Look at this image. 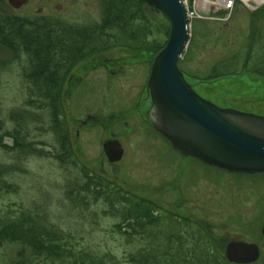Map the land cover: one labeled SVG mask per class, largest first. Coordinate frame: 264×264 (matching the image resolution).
Wrapping results in <instances>:
<instances>
[{"label": "rangeland", "instance_id": "obj_1", "mask_svg": "<svg viewBox=\"0 0 264 264\" xmlns=\"http://www.w3.org/2000/svg\"><path fill=\"white\" fill-rule=\"evenodd\" d=\"M3 1L7 4L8 0ZM104 2L105 0H28L17 10L9 9L5 4L1 8L19 16H53L84 25L101 20ZM242 5L238 4L232 12L212 9L204 18L195 17L191 21L189 43L179 60V68L185 72L182 71L197 93L220 107L264 115V78L240 70L230 77L208 80L216 64L229 61L236 55L243 64L248 58L256 34H261L264 39V3L255 5V9ZM160 18L163 17L160 15ZM196 21L201 23L198 29ZM159 39L164 41V34H160ZM1 59L12 62L7 71L0 73V112L6 114L21 106L26 92L21 64L14 62L11 52L2 47ZM152 60V55L147 52L138 54L122 47L91 56L86 61L90 70L82 74L84 82L75 89L76 95L81 97L80 103L75 97L65 101L67 118L73 125L72 139L75 145L80 142L77 146L81 155L75 147L79 164L87 166L96 174L101 173L123 191L140 196H146L141 189L146 185L151 152L168 149L169 146L161 145L155 139H147L143 136V128L139 126H133L129 130L133 122H129V129L115 124L114 129L125 154L119 163L111 164L103 143L110 136L109 129L113 128L114 122L87 128L82 131L79 139L75 137L74 123L78 115H108L126 110L123 108L129 106V99L143 91L150 76ZM108 65L117 73L111 74L105 68ZM72 78L76 82L81 76L75 75ZM70 94L71 90L66 89L65 98ZM80 107L83 110H79ZM92 109L96 111H91ZM8 125L12 126L11 123ZM35 138L48 145L44 146L46 155L32 154L16 161L12 152L6 153L0 149V163H17L18 167L17 171L6 177V181L11 184L10 188L0 184V213L35 214L45 223L72 234L78 247L88 248L99 254L112 252L124 259L128 253L137 252L140 247L138 241L129 243L127 237L113 230L117 217L104 212L108 207L103 200L91 201L85 207L74 204L69 199L67 191L79 169L63 166L53 158L51 153L55 151V135L43 133L37 134ZM142 141L148 143L142 144ZM6 142L12 143L9 139ZM239 181L242 182V188L237 187L236 183ZM228 183L230 185L216 203L218 214L215 217L218 220H211L215 240L240 238L244 242L263 246L264 238H261L259 226L264 223V177L259 174L240 176L237 180L232 177ZM245 195L246 201L241 200ZM16 251L17 247L14 246L0 247V264L14 263L17 259Z\"/></svg>", "mask_w": 264, "mask_h": 264}, {"label": "trees", "instance_id": "obj_2", "mask_svg": "<svg viewBox=\"0 0 264 264\" xmlns=\"http://www.w3.org/2000/svg\"><path fill=\"white\" fill-rule=\"evenodd\" d=\"M103 10L100 21L80 25L58 17L19 16L0 9V47L9 50L14 62L21 64L26 92L21 106L6 114L0 112V149L12 152L16 161L32 154L46 155L44 146L48 145L35 136L54 134L53 158L63 166L79 169L67 191L69 199L85 207L91 201L103 200L108 207L104 212L117 217L113 230L127 237L129 243L138 241L139 250L121 259L112 252L99 254L80 248L72 234L25 213H0V247H17V259L12 264H223L226 259L205 226L163 219L154 214L157 207L147 199L123 191L101 173L79 164L65 103V85L73 68L117 47L138 54L147 52L154 62L170 36L169 18L145 0H105ZM200 25L196 21L197 29ZM160 34H164V41L159 39ZM10 61L0 60V73L11 67ZM239 71L264 78L261 34H256L243 64L238 55L216 64L208 80ZM17 170V163H0V184L10 188L6 177Z\"/></svg>", "mask_w": 264, "mask_h": 264}, {"label": "water", "instance_id": "obj_3", "mask_svg": "<svg viewBox=\"0 0 264 264\" xmlns=\"http://www.w3.org/2000/svg\"><path fill=\"white\" fill-rule=\"evenodd\" d=\"M25 1L9 0L16 9ZM145 1L165 14L171 24L168 42L155 57L147 83L154 129L174 149L209 165L232 172H264V115L220 107L197 93L178 64L190 38L184 2ZM105 147L110 162L123 158L118 141ZM259 256L258 245L252 243L232 241L226 248L229 262L237 264L253 263Z\"/></svg>", "mask_w": 264, "mask_h": 264}, {"label": "flooded vegetation", "instance_id": "obj_4", "mask_svg": "<svg viewBox=\"0 0 264 264\" xmlns=\"http://www.w3.org/2000/svg\"><path fill=\"white\" fill-rule=\"evenodd\" d=\"M26 2H28V0H26L25 3ZM4 4L9 9L17 10L10 5L9 0L7 1V4L4 3L3 0L0 1L1 10L8 11L6 8H1ZM134 58H136V56ZM88 59L89 58L78 63L71 71L70 80L65 85V90L70 89L72 94L65 98V101H70L75 97L80 103L81 97L76 95L75 89L81 85L82 82H84L85 78L82 76V74H85V71L90 70V67H88L86 63ZM109 67L110 65L105 66L108 71L110 70L111 74L117 73L114 70L112 71V69ZM75 75L81 76V78L78 81L76 80V82L75 80L73 81L72 78L73 76L75 77ZM147 83L142 88L143 91H141V93L137 92L129 99V106L123 108L126 110H121L120 112L116 111L108 115H101L100 113H96V115L93 113H88L86 117H81L78 115V117L75 118L74 123V128L76 130L75 137L76 139H79L81 137L82 131L86 130L87 128L101 127L102 125L105 126L108 122H114L113 128L109 129L110 136L103 143L107 152L105 147L107 143L118 141L121 144L119 136L115 132L114 125H124L125 129H129L127 128V126L130 124L129 122H133L134 124H130L129 130H131L133 126H139L140 128H143L142 131H144L143 133L145 134L143 136H145L147 139H155L161 145L165 144L169 146L168 149H159L151 152L148 159L150 166H148L149 173L148 177L146 178V185L142 187L143 190L141 189V192L146 196H140V194L138 195L135 193L134 195L136 197L147 199L151 205L156 206L157 211L154 212L155 215L162 216L163 219H174L184 222L191 221L197 223L200 226H205L214 237V227L211 222L218 220L217 217H215L218 214L216 210V203L221 200V194L224 193L225 188L227 189V186L230 185L228 183L229 179L235 177L237 180L240 176H255L257 174L264 177V172L246 173L228 171L226 169H221L219 167L204 163L195 157L184 155L180 151L174 149L172 145L154 129L150 121V116L153 114V112L150 110L152 99ZM72 87H74V90ZM81 105L82 104H80V106ZM79 110H83L82 107H80ZM93 110L96 111L95 109H92L91 111ZM68 122L72 146L74 151L76 152V147L78 154H80L77 146L80 144V142H77L75 145V141L72 139L73 125L69 119ZM155 134L160 138L156 137ZM141 143L144 144L148 142L142 141ZM123 150L125 154V149L123 148ZM119 162L110 163L117 164ZM236 184L237 187L242 188L241 181L237 182ZM241 200L246 201V195ZM263 226L264 223L259 226L261 238H264ZM219 239L220 241H218V239L215 240V245L216 248L223 253V256L226 259L223 264H237L234 262H229L226 257V248L230 242L242 240L240 238ZM252 244L258 245L260 256L257 261L248 264H264V244L263 246L254 242Z\"/></svg>", "mask_w": 264, "mask_h": 264}, {"label": "built area", "instance_id": "obj_5", "mask_svg": "<svg viewBox=\"0 0 264 264\" xmlns=\"http://www.w3.org/2000/svg\"><path fill=\"white\" fill-rule=\"evenodd\" d=\"M183 2L186 6L188 18L192 21L195 17L204 18L206 14L208 16L212 9L232 12L237 4L255 9V5H262L264 0H183Z\"/></svg>", "mask_w": 264, "mask_h": 264}]
</instances>
